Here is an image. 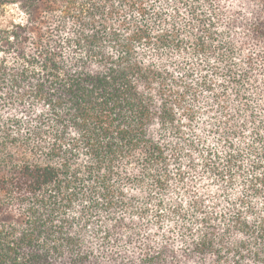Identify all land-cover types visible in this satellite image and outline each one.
Returning a JSON list of instances; mask_svg holds the SVG:
<instances>
[{
  "label": "trees",
  "instance_id": "1",
  "mask_svg": "<svg viewBox=\"0 0 264 264\" xmlns=\"http://www.w3.org/2000/svg\"><path fill=\"white\" fill-rule=\"evenodd\" d=\"M0 5V264H264V0Z\"/></svg>",
  "mask_w": 264,
  "mask_h": 264
},
{
  "label": "rangeland",
  "instance_id": "2",
  "mask_svg": "<svg viewBox=\"0 0 264 264\" xmlns=\"http://www.w3.org/2000/svg\"><path fill=\"white\" fill-rule=\"evenodd\" d=\"M4 7V8H3ZM22 15L19 14L15 6H1L0 5V24L15 18L21 19Z\"/></svg>",
  "mask_w": 264,
  "mask_h": 264
}]
</instances>
